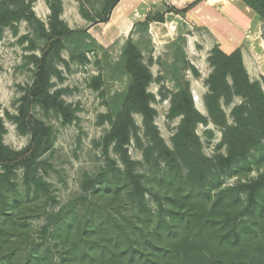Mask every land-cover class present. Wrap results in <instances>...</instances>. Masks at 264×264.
Returning a JSON list of instances; mask_svg holds the SVG:
<instances>
[{
  "label": "trees",
  "instance_id": "obj_1",
  "mask_svg": "<svg viewBox=\"0 0 264 264\" xmlns=\"http://www.w3.org/2000/svg\"><path fill=\"white\" fill-rule=\"evenodd\" d=\"M44 1L50 13L47 23L33 11L34 0H0V38L6 28L15 32L25 21L32 32L22 37L30 52L25 59L33 67L17 113L5 114L19 133L29 136L24 148L16 151L4 145L6 129L0 117V264H54L55 254L60 264H264V173L247 178L254 166L264 169V78L262 83L249 78L239 49L226 54L213 47L207 58L211 71L204 80L203 116L187 79L199 73L187 58L185 39L178 38L166 46L174 86L161 95L169 99L166 118H179L172 147L154 122L155 96L148 90L154 77L142 47L146 41L151 46L149 26L164 23L167 14L185 18L206 0L156 6L134 25L117 59L107 61L113 74L126 77L127 86L105 102L107 113L101 117L109 129L97 144L104 166L82 183L84 192L91 190L76 199L82 202V212L74 207L70 214L59 210L41 226L38 239L25 217L15 216L24 203L40 201L37 216L58 204L44 178L52 169L43 157L53 147L54 134L35 111L52 113L63 124L75 119L78 108L62 99L66 90L53 88L54 79L62 80L58 65L68 64L62 52L67 49L71 62L84 65L89 53L103 50L88 27L72 30L61 19L62 0ZM75 1L86 22L106 24L120 0ZM238 1L264 23V0ZM101 83L98 75L89 85L97 90ZM235 99L239 101L229 121L222 107ZM134 115L141 117V126ZM208 124L221 130L212 157L203 154L196 134L198 125ZM132 141L148 172L136 170L142 163L129 155ZM18 170L21 188L14 181ZM231 177L237 181L224 185ZM25 209L31 211L30 205ZM57 247L60 251H53Z\"/></svg>",
  "mask_w": 264,
  "mask_h": 264
},
{
  "label": "rangeland",
  "instance_id": "obj_2",
  "mask_svg": "<svg viewBox=\"0 0 264 264\" xmlns=\"http://www.w3.org/2000/svg\"><path fill=\"white\" fill-rule=\"evenodd\" d=\"M176 2V0H172ZM169 5L171 2L166 0ZM63 12L61 19L72 29H82L90 27L92 24L86 22L80 15L78 3L75 0H62ZM33 11L36 16L44 23H47L49 10L44 0H34L32 4ZM251 15L253 13H250ZM255 16V15H254ZM92 27V26H91ZM91 29V34H96V29ZM31 29L25 21H21L16 25L15 32L6 28L0 38V117L3 118L6 133L3 137L5 146L12 150H20L29 142L27 134H21L17 131L14 123L6 118V113L14 115L17 113L19 99L23 94L25 87L29 86L32 81V65L26 62L25 56L30 52L27 50V44L22 41V37L30 35ZM114 34V33H113ZM131 35V33H130ZM129 32H122L112 43L100 41L103 47L102 51H96L87 55L88 62L80 65L70 61L68 50L62 52V58L66 61L67 67L60 63L58 65L62 72V80H53L54 89L66 90L62 96L64 102L78 110L75 119L69 124H63L61 119L54 114H44L40 110L35 111V115L45 124L52 127L54 134V144L50 152L45 154L44 160L52 167L44 177L51 185L52 194L55 196L58 204L54 207L47 208L43 215L37 216L42 211L40 201L24 203L19 212L15 211L16 217H25L28 222V229L32 232V236L39 238V231L42 225L50 220L56 212L63 210L68 214L74 207L79 214L82 212V202L76 200L81 194H91V190L84 192L81 189L82 183L86 177L96 176L104 166V158L101 155L100 148L97 146L105 132L109 129V123L104 121L101 116L107 113L105 102L116 92H123L127 86L126 77H120L117 73H112L107 67V61H115L126 41ZM244 38L248 40L249 45L257 41H261L258 46L256 43L255 52L264 53V23L255 17V21L249 24L244 31ZM189 45L186 46V52L190 62H193L199 71V77L195 78L187 75L190 81V89L194 99L196 109L203 115L207 116L204 104V94L207 87L204 79L208 74L209 67L205 62V58H196L191 55ZM225 46V45H224ZM144 50V62L150 67V71L154 77V81L149 85L148 90L155 96V100L151 103L156 110L157 116L154 120L160 136L164 142L172 147L171 138L174 135L179 124V118L169 121L166 118L169 109V99L161 98L162 94L173 89L174 84L170 81L171 74L168 68V56L170 51L167 47H153L148 42L142 44ZM226 47L223 52L229 53ZM36 54L38 51L35 52ZM203 55L207 53L202 52ZM163 73V74H162ZM101 75V86L94 90L89 83L92 77ZM161 76L160 82L157 78ZM262 78L260 81L262 83ZM251 80H255L252 78ZM264 91V85L262 84ZM235 99L233 104L223 106V110L230 121V110L232 106L238 103ZM137 126H141V117L134 115ZM196 134L199 136L202 144V152L207 157H212L216 152V146L221 140V130L212 124L207 126L198 125ZM222 148L219 152H223ZM129 155L132 160L142 163L136 170L140 173L148 172L149 167L144 164L141 151L138 150L132 141L128 147ZM113 156V155H112ZM261 166V165H260ZM263 166H254L247 178H256L259 174H263ZM22 171L18 170L14 181L21 184ZM237 181L236 177L226 179L223 184L231 185ZM21 188V185H20ZM91 197V196H90ZM149 204L154 209L152 200L147 196ZM76 200L74 206H70V202ZM31 207V211H27V206ZM120 208V207H119ZM103 211V210H102ZM68 243V242H67ZM45 244H53L45 242ZM53 251H60V247L53 248ZM54 264H60L59 257L55 254L53 257Z\"/></svg>",
  "mask_w": 264,
  "mask_h": 264
},
{
  "label": "crops",
  "instance_id": "obj_3",
  "mask_svg": "<svg viewBox=\"0 0 264 264\" xmlns=\"http://www.w3.org/2000/svg\"><path fill=\"white\" fill-rule=\"evenodd\" d=\"M168 2L174 3L172 0ZM161 3L167 4L166 0H120L109 21L106 24H92V27H88V32L91 34L92 28L100 26L96 29L95 35L92 32V37L98 44L100 41L112 43L122 32L128 31L130 35L134 25L142 22L146 14ZM250 13L252 12L238 0H206L190 11L185 18L167 14L164 23H151L148 32L151 48L161 46L164 48L176 39L184 38L185 51L187 44H190L191 55L205 58L207 65V58L213 47L218 46L222 51L226 47L230 50L229 53L239 49L249 78L260 80L264 78V53L255 52L254 49L256 43L262 47L261 41L249 45L248 40L244 38L246 27H249V24L252 26L255 21L254 14ZM203 51L207 52L205 56ZM190 63L198 71V67L193 62ZM208 67L209 74L211 68L209 65Z\"/></svg>",
  "mask_w": 264,
  "mask_h": 264
}]
</instances>
